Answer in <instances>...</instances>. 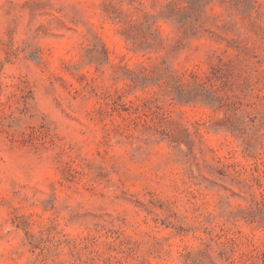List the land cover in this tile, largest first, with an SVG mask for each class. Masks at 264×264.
<instances>
[{
    "label": "rangeland",
    "instance_id": "rangeland-1",
    "mask_svg": "<svg viewBox=\"0 0 264 264\" xmlns=\"http://www.w3.org/2000/svg\"><path fill=\"white\" fill-rule=\"evenodd\" d=\"M0 264H264V0H0Z\"/></svg>",
    "mask_w": 264,
    "mask_h": 264
}]
</instances>
